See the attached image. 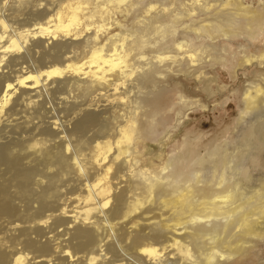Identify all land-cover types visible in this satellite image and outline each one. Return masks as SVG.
I'll return each mask as SVG.
<instances>
[{
	"label": "rangeland",
	"instance_id": "obj_1",
	"mask_svg": "<svg viewBox=\"0 0 264 264\" xmlns=\"http://www.w3.org/2000/svg\"><path fill=\"white\" fill-rule=\"evenodd\" d=\"M111 1L80 0L84 13L93 15V19L85 21L79 15L80 21L70 27L74 31L68 37L56 39L81 44L73 46L67 54V64L73 67L85 64L83 67L87 68L90 51L96 49L102 50L103 55L114 54L112 40L116 53L126 51L133 58L132 62L129 57L128 71L133 72H128L127 78L121 77L117 69L109 78L113 83H125L126 90L120 89L118 96H125L128 108L123 112L121 107H113L101 113L100 118L107 124L104 136L97 137L95 129L88 132L80 139L82 145L75 155L78 140L69 133L62 134L65 144L69 141L71 145L70 161L79 156L91 182L104 175L114 153L112 149L101 159L94 151L95 142L114 143L124 115L133 122V153L123 167L128 174L123 185L136 188L127 189L129 203L119 218L101 229L106 237L102 244L111 242L116 247L109 260L130 262L131 256H135L139 260L133 264H155L129 247V237L120 242L116 230L120 225L138 229L140 217L168 218L175 210L185 209L192 215L187 212L180 216L179 226L184 227V234L175 237L177 247H166L164 239L154 246L163 248L160 252L164 257L159 264H264V0ZM1 2L0 19L8 26L7 34L12 36V29L21 30L35 22L32 11L48 9L52 19L59 12L65 20L67 7H74L77 0ZM221 12L230 13L233 24L229 28L213 26ZM39 52L35 50L29 57L24 56L22 65L32 72L40 66H50L52 59L45 60V66L37 62ZM89 77L71 70L55 78L60 80V85L59 82L47 85L56 91L52 99L44 88L38 89L36 100L42 102L46 115L33 119V123L52 119L60 129H65L81 108L95 102L93 90L86 92L85 87H76L77 82H87ZM123 91L128 92L121 94ZM25 141L31 145V140ZM33 142L38 148L48 146L47 140L40 137ZM114 170L113 166L107 172L105 183H113ZM40 171L37 188L51 183L57 189L52 200L53 214L59 215L61 209H80L85 196L80 185L82 169L43 167ZM147 179L157 186L150 189ZM158 187H165L168 195H160ZM226 195L234 198L228 200L233 202L232 208L238 206L234 213L206 217L208 210L199 209L203 202ZM192 208L198 209L192 212ZM49 212L52 213L46 211L40 217L44 235L39 240L53 241L49 256L42 258L44 262L84 264L82 258L66 263L61 260L69 256L61 257L56 238L67 226L54 225ZM243 216L245 222L236 223ZM191 217L196 219L191 221ZM192 233L199 235L194 241L186 237ZM115 241H119V247ZM223 241L225 244L221 245ZM16 248L23 250L20 245ZM210 255L213 261L208 262Z\"/></svg>",
	"mask_w": 264,
	"mask_h": 264
},
{
	"label": "bare ground",
	"instance_id": "obj_2",
	"mask_svg": "<svg viewBox=\"0 0 264 264\" xmlns=\"http://www.w3.org/2000/svg\"><path fill=\"white\" fill-rule=\"evenodd\" d=\"M122 1L118 0V2ZM109 2L112 1L109 0ZM67 9L65 20H62L59 12L53 13L55 18L52 19L48 15V9L34 10L31 16L35 22L21 30L12 29V36L7 34L6 28L8 26L0 19V264H46L42 258L49 256L51 243L53 242L48 238L45 242L39 240L44 235L43 221H40V217L46 211H52V213L49 212V217L52 218L54 225L65 224L67 226L66 231L56 238L59 240L58 245L60 244L59 253L62 254L60 256H69V259H61L63 262L66 263L68 260L74 262L82 258L84 264H133L139 260L135 256H131L130 262L125 259L124 262L109 260V254L113 255L116 247L111 242V244H102L106 237L104 232L101 231L104 224H110L117 220L122 210L129 203L127 189L132 187L125 188L123 185L124 177L128 175L123 167L128 163L133 153L131 147V140L134 136L132 120L130 121L127 115L123 116L122 123L117 126L118 131L116 134L118 138L114 143L107 140L95 142L94 151L101 159L104 160L112 149H114V153L111 158L112 162L110 161V166L105 169L104 175L96 177L91 182L88 178L89 173L86 172L85 174L84 172L83 161L79 156L70 161L68 154L71 151V145L68 143L69 141L65 144V136H62V134L66 133L67 135L69 133L68 135L78 140L77 146L74 145L76 149L73 151V154L78 155L77 149L82 145L80 139L88 132L95 129L94 132L97 137L104 136L107 124L105 120L100 118L102 112L105 111L106 113L108 109L110 110L113 107H121L120 109L126 112V108H128L127 102H125L126 98L125 96H118L120 89L126 90L125 83H113L109 78L115 69L123 78L128 75V72H133L131 69L128 71L130 56L126 51H123L122 54L116 53L115 43L112 40L111 46L114 54L103 55L102 50L96 49L93 52L90 51L91 56L88 64H86L87 68L83 67L85 64L82 67H73L67 64V54L70 49L73 46L80 47L81 44H70L64 41H56V39L60 36L68 37L74 31L70 27L80 21L79 15H83L82 18L85 21H90L94 17L84 13L85 8L80 0H77L74 7L68 6ZM0 12L2 15V9H0ZM216 17L219 20L213 21L212 24L217 26L218 29L229 28L233 24L229 12H221ZM35 50L40 51L38 54L39 59L36 60L42 66L45 60H52L50 66L44 65L46 68L40 66L41 68L38 67L32 72L22 64L25 59L24 56L28 55L27 57H29ZM189 57L191 58L193 55L190 54ZM130 60L133 62V58ZM248 61L249 59L246 60V62ZM71 70L76 74L90 76L87 82H77L76 87H85L84 91L86 92L89 89L93 90L95 102L81 108L79 112L77 111L78 113L75 114L70 123L66 122L65 129H60L52 119L41 120L40 123L34 124L33 119L46 115L42 102L36 100L39 96L38 89L44 88L46 95L52 99L56 91L49 89L47 85L50 82H59L58 85H60V80L55 78H61ZM127 92L123 91L121 94ZM60 100L63 101L64 98L62 97ZM101 103H104V105L99 107ZM7 105L9 106L6 108ZM24 114L27 116H24ZM46 118L48 119V117ZM62 127H64L63 123ZM66 129L68 130L66 131ZM36 137L47 140L48 146L44 148L34 146L32 143H34L33 140ZM26 139L31 140V145H28ZM114 161L119 162L115 164ZM69 166H71V169H82L80 185L85 191V196L82 199L83 204L78 210L61 209L59 215H56L53 214L55 211L52 209L54 205L52 200L56 198L57 189H53L51 183H47L43 188L38 189L37 177L42 172L40 168L64 169ZM113 166L115 167V174L118 173L120 176L114 174L112 176L113 183H105V176ZM146 182L150 189L157 186L149 179ZM157 191L160 195H168L167 193H169L165 190V187L164 189L158 187ZM230 199L234 200L231 195L216 196L208 202H203L199 209L208 210L209 213L206 217L228 215L234 213L238 208V206L231 207L233 202L228 201ZM197 209L192 208L191 211L195 212ZM187 212L190 213V210H175V213L173 215L169 214L168 218L160 215L152 218L140 217L141 222L136 219L140 223L138 229H133L132 226L128 229L125 228L127 225L125 227L120 225L116 230V238L123 242L129 237L130 240L128 241L131 242L129 246L131 249L137 250L136 253H139V256L140 254L141 256H147L155 264H159L164 257V254L162 255L160 252L163 248L158 249L154 246L164 239L166 247H177L178 239L175 237L178 238V235L184 234V230L182 233L184 227L179 226L182 224L180 216L182 213ZM195 219V217H191L190 220ZM244 222V216L236 219L238 224ZM144 230L149 232L145 233ZM168 234H171L170 238ZM187 236L191 241H194L199 235L192 233ZM119 241H117L118 243L115 241L117 246ZM220 244H225V242H220ZM16 245H20L23 250H18L19 248H16ZM69 250L72 251V254ZM24 251L33 253V255L30 256L29 253H24ZM215 253L216 251H212V254ZM211 260L213 261L212 255L207 258L208 262Z\"/></svg>",
	"mask_w": 264,
	"mask_h": 264
}]
</instances>
